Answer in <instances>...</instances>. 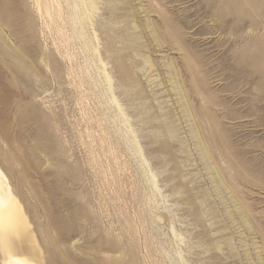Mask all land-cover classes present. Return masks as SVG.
<instances>
[{
    "label": "rangeland",
    "instance_id": "obj_1",
    "mask_svg": "<svg viewBox=\"0 0 264 264\" xmlns=\"http://www.w3.org/2000/svg\"><path fill=\"white\" fill-rule=\"evenodd\" d=\"M70 1L0 0L40 263L264 264V0Z\"/></svg>",
    "mask_w": 264,
    "mask_h": 264
},
{
    "label": "bare ground",
    "instance_id": "obj_2",
    "mask_svg": "<svg viewBox=\"0 0 264 264\" xmlns=\"http://www.w3.org/2000/svg\"><path fill=\"white\" fill-rule=\"evenodd\" d=\"M83 1H70V5L77 9L73 15L84 13L81 7ZM0 251L2 264H41L39 259H42V248L39 247L23 206L1 167Z\"/></svg>",
    "mask_w": 264,
    "mask_h": 264
}]
</instances>
